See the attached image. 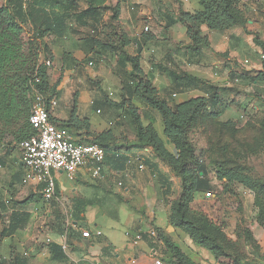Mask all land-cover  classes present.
Masks as SVG:
<instances>
[{
  "label": "crops",
  "instance_id": "obj_1",
  "mask_svg": "<svg viewBox=\"0 0 264 264\" xmlns=\"http://www.w3.org/2000/svg\"><path fill=\"white\" fill-rule=\"evenodd\" d=\"M82 5L83 8L87 6L85 3ZM107 5L120 7L121 30L131 40L125 51L130 56H136L138 49H141V64L145 75L157 88L160 96L171 105L180 104L194 97H208L210 92L191 89L188 85L184 87L176 85L171 74L159 66L163 58L170 59L169 66L177 64L189 76L205 80L207 84L228 80L232 70L251 77L256 72L264 71V64L260 60L264 49L255 42L251 34L258 35L264 44V0L241 2V9L247 20L245 27L235 26L210 31L207 26H203V35L208 36L210 44L208 47H202L199 54L188 48L192 41L187 35V29L179 21L181 10L190 13L203 10L199 0H107ZM145 27H149L148 32L144 31ZM93 31L95 30L91 32ZM61 42L58 45L50 44L54 55L52 66L59 63L62 64L60 66L62 69L64 64L68 66V63L84 60L87 56L86 46H91V55L99 50L98 58L100 63H104L105 57L98 42L88 43L89 41L80 40L78 37L75 39L65 37ZM251 48L260 53L259 59L251 60L246 56V51ZM90 62H93L92 66L88 64L90 68L100 65L95 61ZM82 69V65L79 64V73ZM128 70H131L130 66ZM70 73V70H65V82L62 85L68 82ZM133 89L126 99H131L132 104L141 110L144 126L152 125L167 142L162 117L141 99L133 97ZM174 94H177L176 98H173ZM97 98L80 93L77 111L81 118L88 120L89 133L93 137L111 132L113 137L111 145L114 149L108 152L106 158L105 177L93 179L88 170L81 169L76 179L70 181L64 173H54L57 195L64 204H58L56 201L49 206L51 210L67 208L69 215L67 218L71 219L74 228L72 236L53 233L47 235L46 245H39L43 238L37 240L34 225L36 219L42 217L40 210L47 205L34 199L26 207L14 208L13 199L18 200L19 190L28 197L36 196L38 191L42 196L43 191H40L42 185L36 181H30L28 186L21 183L22 179H25V170L18 145L16 150L0 151L2 209L0 260H11L13 255H18L23 261H27V264H155L157 259L161 260L159 253L162 246L152 247L151 239L156 237H152L150 233L155 228L163 229L170 236L176 233L175 228L169 224L168 206L165 203L168 188L171 182L177 180L176 176L168 166L155 157L152 148L135 144L137 141L135 126L127 111L121 117L116 109L111 108L107 120L102 117L103 110L94 108L95 110L89 111L88 107L82 105L83 99L84 103H92ZM58 106L59 102L53 109L52 116L60 121H66L71 108L64 115L56 116ZM74 132L79 135L76 137L78 143H90L83 139L85 136H80L84 131ZM1 147L4 148L5 145L2 144L0 150ZM141 164L145 165L144 170L139 169ZM154 174H157L155 179ZM96 186L102 188L99 193L93 188ZM9 188L13 193L10 196ZM33 208L36 209V214L33 213ZM17 213L25 215L23 227L10 236L1 237V233L10 226L12 215ZM83 222L84 224L80 225ZM80 228H83L82 232ZM86 230L92 232V238L82 236ZM129 230L132 231L127 236ZM98 231H101L102 235L96 236ZM137 232L144 234L142 239L136 240ZM65 239L68 249L66 252L63 251L64 258L59 259V253H53L51 245L61 246ZM160 244L163 245L162 242Z\"/></svg>",
  "mask_w": 264,
  "mask_h": 264
},
{
  "label": "rangeland",
  "instance_id": "obj_2",
  "mask_svg": "<svg viewBox=\"0 0 264 264\" xmlns=\"http://www.w3.org/2000/svg\"><path fill=\"white\" fill-rule=\"evenodd\" d=\"M242 1H240V7ZM6 3L7 0H0V6ZM81 7L83 8L82 4ZM112 15V11H106L96 23L89 27L71 26L63 37L51 35L47 38L46 44L49 49H51L50 44H61V40L65 37L74 39L78 37L80 40L89 41L88 43L95 41L105 45L101 48L105 57L104 63H100L98 58L99 50L91 55V46H86L87 56L84 60L68 63V66L64 64L62 69L60 68L62 64L59 63L58 66L48 67L49 83L51 87L57 85L56 99L59 106L56 116L64 115L70 108L74 109L75 104H78L79 94L82 93L84 96L86 94L94 96L95 99L98 97L92 103H84L83 99L82 105L88 107L89 111L94 108L103 110L102 117L107 120L109 118L107 114L111 108L116 109L115 111L119 112L121 117L127 111L135 126L130 112L119 104L127 100L126 98L131 94L137 83L136 76L132 68L128 70V66L131 67L130 64L126 68L121 67L119 62L120 57L123 56L121 50L106 48L108 47L106 45L116 46L121 40L120 22L112 21ZM114 28H117V31ZM92 30L96 32L93 34ZM29 36L27 34L26 38ZM41 47L43 51V43ZM246 56L251 60H257L260 58V53L251 48L246 51ZM43 58L42 55V60ZM260 60L264 64V59ZM90 61L100 65L90 68L88 65ZM169 62H171L170 59L163 58L159 66L169 72L172 77L175 76L173 80L176 85L183 87L188 85L191 89L215 94V99L211 101L208 109L196 118L188 131L189 142L196 160L205 167L206 180L209 183V188L204 192H197L193 202L186 205L185 218L193 223L192 229L171 224V218L175 220L178 218L176 210L179 208L178 204L183 193V181L179 174L161 161L171 169L177 179L171 182L165 197L168 221L176 231L171 237L184 255L195 264H264V82L257 80L258 72L251 77L235 70H232L228 80H218L217 84H207L205 80L193 82L183 68L174 63L169 66ZM78 63L83 67L80 73ZM66 69L71 71V75L68 82L62 85L65 82ZM211 113L217 117H212ZM59 125L61 130L77 141L76 137L79 135L74 130H69L66 125ZM135 131L137 136L136 127L134 133ZM80 136H85L83 139L86 142L94 139L93 135L86 131ZM112 143L113 141L109 143L108 152L114 149ZM135 144L138 142L136 141ZM4 145V148L1 147V152L5 149L16 150L18 144L12 137ZM166 146L172 153L177 154L169 141L166 142ZM141 147L147 146L141 145ZM155 157H158L156 153ZM229 170L232 171L233 178H227ZM25 179L23 178L21 183L28 186L30 181L25 183ZM36 183L38 184L37 181ZM60 183L59 180L58 185ZM93 188L98 193L102 190L99 186ZM40 191H43V186ZM8 192L9 196L13 194L10 188ZM18 193V200L13 199L14 208L26 207L28 204L20 203L28 196L22 190ZM33 199L37 202L43 201L47 205L40 210L42 217L37 218L34 225L37 240L42 237L44 241L39 242V245H46L47 235L53 233L72 236L74 228L71 219L67 218L69 216L67 208L51 210L49 205L56 203V200L46 201L43 193L41 196L39 191ZM35 210L33 208L34 214H36ZM83 224L84 222L80 225ZM82 230L83 228H80L81 232ZM151 241L154 248L162 246L159 254L165 264H182L158 237L152 238ZM10 261L2 259L0 264H8L7 262Z\"/></svg>",
  "mask_w": 264,
  "mask_h": 264
},
{
  "label": "trees",
  "instance_id": "obj_3",
  "mask_svg": "<svg viewBox=\"0 0 264 264\" xmlns=\"http://www.w3.org/2000/svg\"><path fill=\"white\" fill-rule=\"evenodd\" d=\"M240 1L199 0L203 10L196 13L181 10L179 21L187 29V35L192 41L188 48L193 53L199 54L202 47L209 46L208 36L203 35V26H207L210 31L235 26L245 27L247 20L240 7ZM82 3L87 5L86 8L81 7ZM109 10L113 13L112 21L119 22L120 7L107 6V0H7L5 5L0 6V145L5 144L12 137L19 144L33 135L29 123L33 88L40 91L47 98L48 103L57 96V85L51 87L49 83L46 61L53 62L54 55L46 44L47 38L51 35L63 37L71 26L89 27ZM27 34L30 35L28 38H26ZM251 34L255 42L264 49L259 37L254 33ZM120 37L121 40L116 46L106 45L108 46L106 48L121 50L123 54L119 61L121 67L126 68L130 64L137 80L132 96L141 99L149 108L159 113L163 121L164 135L174 146L177 154L167 148L166 142L152 125L144 126L141 110L132 104L131 99L123 101L119 106L126 108L133 117L137 130V145L152 147L159 159L181 176L183 193L178 204L179 208L176 210L178 218L176 220L171 218V224L192 229L193 223L185 218L186 205L193 202L197 192H204L209 188V183L206 180L205 167L196 160L189 142L188 131L196 118L208 109L211 101L215 99V94H209L208 97H194L180 104L171 105L160 96L157 88L145 75L141 64V49H138L136 56H130L125 48L131 44V40L123 31ZM98 44L102 48L105 46L102 43ZM256 78L264 82V71L258 72ZM189 79L199 82L191 76ZM36 80L39 82L36 83ZM48 109L52 114L50 107ZM211 116L217 117L212 113ZM52 121L59 128L61 127L59 124H62L69 130L89 133L90 124L86 118H81L77 113V104L66 121L54 117ZM112 141L113 137L108 131L94 137L90 143L99 144L105 148L108 155L109 143ZM227 178H233L231 170L227 171ZM33 198L34 195H31L20 204L27 205L33 202ZM24 216L22 213L13 214L10 226L3 231L2 237L10 236L21 229L25 221ZM154 231L182 264H195L184 255L173 238L163 229L155 228ZM51 251L59 253V259L64 258L61 246L52 244ZM7 263L27 264V261H23L18 255H13L11 261Z\"/></svg>",
  "mask_w": 264,
  "mask_h": 264
},
{
  "label": "built area",
  "instance_id": "obj_4",
  "mask_svg": "<svg viewBox=\"0 0 264 264\" xmlns=\"http://www.w3.org/2000/svg\"><path fill=\"white\" fill-rule=\"evenodd\" d=\"M145 32L149 27L144 28ZM92 33H95L93 31ZM264 59V54L261 56ZM48 67L52 66L51 61H46ZM90 66L93 62L89 63ZM36 83L39 81L36 80ZM33 104L29 117V123L33 130V135L22 140L18 146L21 150V163L28 181H37L43 186V198L46 201L56 200L61 205L64 204L57 195V183L54 176L55 172H61L66 175L70 181H74L77 173L81 169L90 172L93 179H102L105 177V165L107 153L105 148L96 143H78L73 137L61 130L52 121V114L49 111L57 106V99L47 98L38 90L33 88ZM177 94L173 95L176 98ZM100 113V111H98ZM140 170L145 169V165L139 166ZM154 179L157 174H154ZM121 184V183H120ZM69 222V221H68ZM69 224V223H68ZM132 230L127 231L129 236ZM102 235L101 231L96 232V236ZM150 235L157 237V233L152 230ZM82 236L92 238L90 230L83 231ZM142 239L141 233H136V240ZM63 251H67V241L61 245ZM155 264H165L162 260H156Z\"/></svg>",
  "mask_w": 264,
  "mask_h": 264
}]
</instances>
